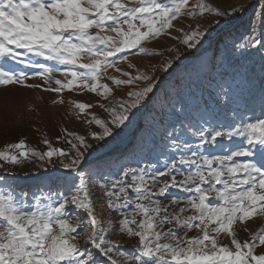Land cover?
I'll return each mask as SVG.
<instances>
[{"label": "snow or ice", "instance_id": "obj_1", "mask_svg": "<svg viewBox=\"0 0 264 264\" xmlns=\"http://www.w3.org/2000/svg\"><path fill=\"white\" fill-rule=\"evenodd\" d=\"M259 4L238 48L264 49V0ZM246 10L240 4L221 11L204 0H0V90L39 89L55 94L53 105H65V92L100 98L68 99L69 114L89 126L84 135L65 130L68 150L47 138L44 151L23 139L0 150V168L36 160L69 173L61 190L32 193L31 203L28 192L0 188V264H264V227L250 231L247 223L264 221V119L233 127L202 114V123L181 122L183 135L173 127L154 144L156 164L126 162L109 174L82 170L93 141L119 135L133 110L152 99L163 79L157 73L186 58L180 46L198 50L209 31L201 18ZM182 18L187 28L177 27ZM161 37L177 42L165 49L174 56L150 60L147 70L132 63L130 56H163L145 46ZM178 104L172 107L184 113ZM234 137L247 146L208 152L206 146ZM114 233L135 240L132 252L110 238Z\"/></svg>", "mask_w": 264, "mask_h": 264}, {"label": "rangeland", "instance_id": "obj_2", "mask_svg": "<svg viewBox=\"0 0 264 264\" xmlns=\"http://www.w3.org/2000/svg\"><path fill=\"white\" fill-rule=\"evenodd\" d=\"M190 2L195 3L196 0ZM204 2L221 11L230 10V7L240 4H245L247 10L236 17L217 18L209 13L201 18L203 26L209 31L198 50H192V54H189L180 46L186 58L177 62L169 73H157L163 75V79L158 81L152 99L141 106L139 111L133 110L134 116L125 122L126 126H122L123 130L119 135L106 138L105 141H93L95 151L87 157V163L82 162V170L86 175L96 171L103 174L113 173L121 165L128 166L126 162H131V166H137V161L140 166L147 163L156 164L160 149L154 147V144L163 143L162 136L173 127H176L177 133L183 135L181 122L188 123L190 120L193 124L202 123L199 119L202 114L214 123L233 127L242 126L255 119H264V49L257 51L256 48L237 47L242 36L248 34L254 11L260 7L259 0H204ZM181 26L187 28L188 20L182 18L181 23L177 24V27ZM172 34L180 35L176 31ZM176 44V41L168 37H161L145 46L164 53L163 56L156 58L130 56L129 59L139 69L147 70L150 60L155 63L159 59L174 56L175 53H168L165 49ZM213 47L214 53L206 60L205 52ZM49 66L53 65L49 63ZM120 66L125 70L134 71L127 69L126 65ZM109 74L117 75L111 70ZM56 77L62 78L58 73ZM103 82L110 84L107 80ZM53 98L55 94L45 93L39 89L29 90L13 86L7 90H0V150L6 144L23 139L28 147L44 151L47 150V146L41 141L45 138L53 147L68 150L70 145L66 141L72 138L65 136V130L79 135L89 131V126L84 123L83 118L78 120L69 114L67 101L76 99L95 103L99 97L94 93L77 95L65 92V105H53L51 103ZM174 103L176 107H179L178 103H183L186 111L176 112L172 107ZM205 108L207 113L204 112ZM91 111L100 118H108V114L99 107H94ZM91 130L98 131V128L92 125ZM132 139L135 142L132 152L124 153L123 150L122 153L119 152L121 148L129 147ZM120 146L123 147L119 148ZM240 146H247L242 137L222 140L217 146L206 147L208 152L213 154H224V149L235 150ZM253 150L258 151L259 146ZM117 153H121L118 158L115 156ZM40 164L41 162L33 160L16 166L5 165L4 168H0V188L10 187L17 195L28 192L29 203L32 202V193L40 195L42 190L45 194H51L53 191L61 190L64 177L69 175L68 171L58 165H46L42 168ZM71 175L75 176L74 173ZM76 182H79L78 177ZM97 212H101L99 206ZM103 214L108 215L107 212ZM247 223L250 231L264 227V221L260 218ZM110 238L119 240L123 249L129 253L132 249L125 247H132L136 243L135 240L115 233ZM239 238L247 239L248 233L241 231ZM223 242L229 243L228 240Z\"/></svg>", "mask_w": 264, "mask_h": 264}, {"label": "bare ground", "instance_id": "obj_3", "mask_svg": "<svg viewBox=\"0 0 264 264\" xmlns=\"http://www.w3.org/2000/svg\"><path fill=\"white\" fill-rule=\"evenodd\" d=\"M214 50H215V47H213L212 49H208L206 52H205V59L207 60V59H209V58H211V56H212V54L214 53ZM132 143H130V145H129V147H125L124 149L123 148H121V147H123V146H120L119 148H121L120 150H119V152H121L122 150L123 151H125L124 153H131L132 152V149H133V147H134V145H135V142H134V139H132ZM125 143V142H124ZM122 153V152H121ZM121 153H117V155H115L116 156V158H118V157H120L121 155ZM65 178V177H64Z\"/></svg>", "mask_w": 264, "mask_h": 264}, {"label": "trees", "instance_id": "obj_4", "mask_svg": "<svg viewBox=\"0 0 264 264\" xmlns=\"http://www.w3.org/2000/svg\"><path fill=\"white\" fill-rule=\"evenodd\" d=\"M126 248H131V249H132V247H125V249H126Z\"/></svg>", "mask_w": 264, "mask_h": 264}, {"label": "water", "instance_id": "obj_5", "mask_svg": "<svg viewBox=\"0 0 264 264\" xmlns=\"http://www.w3.org/2000/svg\"><path fill=\"white\" fill-rule=\"evenodd\" d=\"M118 146V145H117Z\"/></svg>", "mask_w": 264, "mask_h": 264}]
</instances>
